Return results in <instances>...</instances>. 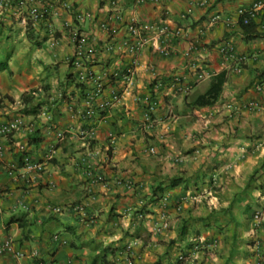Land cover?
<instances>
[{"label": "crops", "instance_id": "crops-1", "mask_svg": "<svg viewBox=\"0 0 264 264\" xmlns=\"http://www.w3.org/2000/svg\"><path fill=\"white\" fill-rule=\"evenodd\" d=\"M255 1L121 0L123 21L107 32L99 23L112 15L111 0H38L45 17L37 21L0 0V60L10 66L0 71V119L20 121L1 140L0 264H33L35 255L264 264V220L253 227L264 206V9L250 38L238 14ZM216 14L229 22L209 27ZM130 22L166 23L170 36L145 33L131 53L123 43ZM74 26L95 48L89 66L104 84L95 106L119 94L89 138L80 136L92 125L85 90L69 62ZM226 42L232 56L220 50ZM203 70L211 76L200 80ZM221 71L216 102L195 105ZM25 155L43 169H26Z\"/></svg>", "mask_w": 264, "mask_h": 264}, {"label": "built area", "instance_id": "built-area-1", "mask_svg": "<svg viewBox=\"0 0 264 264\" xmlns=\"http://www.w3.org/2000/svg\"><path fill=\"white\" fill-rule=\"evenodd\" d=\"M38 0H2L1 4L4 8L10 9L16 7L18 10L26 11L27 17L29 20L37 21L41 18H44V12L40 10L36 6V2ZM121 0H111V6L114 9L112 15L106 19L101 21L99 24L102 29L107 32H114L116 28L111 26V20H116L118 22L123 21V16L120 8ZM204 3V2H203ZM65 6H68L66 3ZM264 9V0H257L249 7H242L238 9V14L240 17L243 18L244 23H248L251 19H255L258 12ZM79 19H83L82 16H78ZM225 19V21L229 22L228 17H223L221 14H216L209 20V27L214 26L218 21ZM127 30L130 32L132 37L130 39H125L123 41L124 45L127 47L129 52L137 53L141 50V48L145 44V37L144 34L148 32H153L158 38L165 36H170V29L166 23L161 24H153L147 22H130L126 24ZM71 38L75 44V50L73 55L70 57L69 62L73 69L75 70L74 76L77 79L80 86L84 87L85 90V100H86V110L85 116L92 120V125L90 129H82L80 130V136L82 138H89L92 137L94 134V128L96 127V123L98 120L103 117L104 112L111 107L115 102L119 100V94L115 93L111 99L105 100L103 99L101 103L96 107L95 100L98 96L102 95L104 90L103 81L98 77L95 76L93 71L89 66V61L92 57V54L95 52V48L91 42L89 35L81 30L79 27L74 26L71 29ZM168 39V38H167ZM166 39V44L162 46L161 51L162 53L168 55L170 53L169 41ZM220 50L224 54H228L232 56L234 45L232 42H226L220 47ZM211 74L206 70H203L199 73L198 78L203 80L207 77H210ZM261 84H264L262 82ZM260 84V85H261ZM157 107V103L155 99H151L150 102L147 104V110L149 113H152ZM20 121L19 120H2L0 119V156H2V147L1 140L3 138L8 137L12 133H14L19 127ZM57 136L59 139H63L65 137V132L60 130L57 132ZM150 152H155V149L151 147ZM23 164L26 169L30 171H41L43 169V164L35 162L31 159L30 156L25 155L23 158ZM93 180L92 181H100L101 175L99 174H92ZM74 209L81 213L84 211V207L82 205H77ZM264 220V206L262 209L255 211L253 214V227L254 229L257 228L258 224H260ZM167 226V224H164ZM56 236L55 238H57ZM10 241H7L4 245V248L10 249ZM3 248H0V251ZM17 256H20L17 253ZM36 258L34 259L33 264H71L70 260L66 259H54V258H42L38 255H35ZM183 256H180L182 259ZM20 264H25L21 262Z\"/></svg>", "mask_w": 264, "mask_h": 264}, {"label": "trees", "instance_id": "trees-1", "mask_svg": "<svg viewBox=\"0 0 264 264\" xmlns=\"http://www.w3.org/2000/svg\"><path fill=\"white\" fill-rule=\"evenodd\" d=\"M240 24H241V27L244 33L246 34L252 33V35H246L247 38L254 36L253 33L256 30L255 20L251 19L248 23H244L243 18L240 17ZM3 70H10L9 57H6L5 59L0 60V71H3ZM226 78H227L226 71H221L217 73L216 75H214L210 88L204 94H201L200 96H198L197 99L194 101V104L198 106L214 104L221 94ZM175 182L176 181L174 180L172 183H175ZM179 264H181V262Z\"/></svg>", "mask_w": 264, "mask_h": 264}]
</instances>
